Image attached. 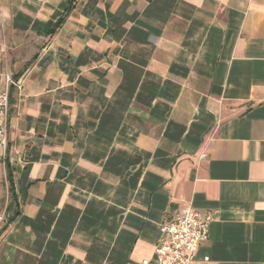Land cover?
Segmentation results:
<instances>
[{
	"label": "crops",
	"instance_id": "obj_1",
	"mask_svg": "<svg viewBox=\"0 0 264 264\" xmlns=\"http://www.w3.org/2000/svg\"><path fill=\"white\" fill-rule=\"evenodd\" d=\"M69 3L0 0V264H154L189 205L196 264H264V0Z\"/></svg>",
	"mask_w": 264,
	"mask_h": 264
},
{
	"label": "built area",
	"instance_id": "obj_2",
	"mask_svg": "<svg viewBox=\"0 0 264 264\" xmlns=\"http://www.w3.org/2000/svg\"><path fill=\"white\" fill-rule=\"evenodd\" d=\"M4 81L0 89V161L6 163L12 90H21L23 83L8 73ZM213 218L212 212L189 205L166 219L160 226L161 236L156 244L154 264H196L199 249L210 239L209 227ZM2 219L0 216V221ZM143 263L150 264V261L146 259Z\"/></svg>",
	"mask_w": 264,
	"mask_h": 264
},
{
	"label": "trees",
	"instance_id": "obj_3",
	"mask_svg": "<svg viewBox=\"0 0 264 264\" xmlns=\"http://www.w3.org/2000/svg\"><path fill=\"white\" fill-rule=\"evenodd\" d=\"M75 2L76 0H70V3H69V7L67 8L65 14L58 20V22L56 23L55 27H54V30H56L58 27H60L62 25V23L64 22L65 18L67 17L68 13L73 9L74 5H75ZM7 162L6 161V165H7ZM8 171V174H7V178L9 179L10 181V177H11V174H10V171L7 169ZM11 190V188H10ZM12 221V220H11Z\"/></svg>",
	"mask_w": 264,
	"mask_h": 264
},
{
	"label": "rangeland",
	"instance_id": "obj_4",
	"mask_svg": "<svg viewBox=\"0 0 264 264\" xmlns=\"http://www.w3.org/2000/svg\"><path fill=\"white\" fill-rule=\"evenodd\" d=\"M1 185L4 187L3 181H1ZM9 195H10V194H9ZM6 199H7V201L11 199V196H9V198L7 197V193H6L5 200H6Z\"/></svg>",
	"mask_w": 264,
	"mask_h": 264
}]
</instances>
